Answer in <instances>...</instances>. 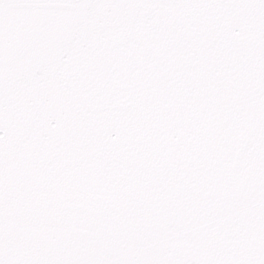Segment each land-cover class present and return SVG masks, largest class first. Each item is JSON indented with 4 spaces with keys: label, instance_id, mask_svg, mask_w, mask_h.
I'll list each match as a JSON object with an SVG mask.
<instances>
[{
    "label": "snow or ice",
    "instance_id": "obj_1",
    "mask_svg": "<svg viewBox=\"0 0 264 264\" xmlns=\"http://www.w3.org/2000/svg\"><path fill=\"white\" fill-rule=\"evenodd\" d=\"M0 264H264V0H0Z\"/></svg>",
    "mask_w": 264,
    "mask_h": 264
}]
</instances>
